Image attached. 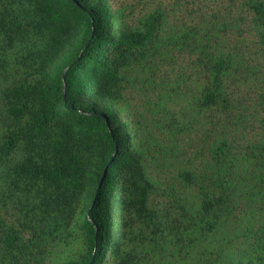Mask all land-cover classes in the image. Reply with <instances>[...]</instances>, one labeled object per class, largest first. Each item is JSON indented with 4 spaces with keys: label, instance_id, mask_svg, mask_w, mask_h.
I'll list each match as a JSON object with an SVG mask.
<instances>
[{
    "label": "trees",
    "instance_id": "obj_1",
    "mask_svg": "<svg viewBox=\"0 0 264 264\" xmlns=\"http://www.w3.org/2000/svg\"><path fill=\"white\" fill-rule=\"evenodd\" d=\"M194 3L0 0V264H264V0Z\"/></svg>",
    "mask_w": 264,
    "mask_h": 264
},
{
    "label": "rangeland",
    "instance_id": "obj_2",
    "mask_svg": "<svg viewBox=\"0 0 264 264\" xmlns=\"http://www.w3.org/2000/svg\"><path fill=\"white\" fill-rule=\"evenodd\" d=\"M123 0H117V2H122ZM129 1L130 0H126ZM161 4L165 7H169V9H173L171 7V4H173V0H160ZM193 1V0H192ZM242 0H194L193 6L197 7L198 5L202 6L204 9H217L221 8L224 9L229 6L230 3L233 2H238L240 3ZM178 9V15H183L186 12V9L184 6H181L180 8H176L175 10Z\"/></svg>",
    "mask_w": 264,
    "mask_h": 264
}]
</instances>
